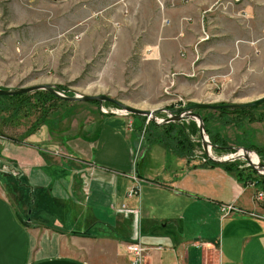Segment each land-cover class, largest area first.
<instances>
[{
	"label": "rangeland",
	"instance_id": "1",
	"mask_svg": "<svg viewBox=\"0 0 264 264\" xmlns=\"http://www.w3.org/2000/svg\"><path fill=\"white\" fill-rule=\"evenodd\" d=\"M169 2L172 1L0 0V87L50 83L65 95L101 93L131 106L155 110L152 118L144 115L138 118L109 101L65 98L49 99V106L41 108V100L48 99L41 89L32 90L25 97L0 98V136L22 141L31 127L44 121H49L55 129H65L73 118L115 114L126 120L132 148L137 154L133 162L139 167L151 170L157 164L173 162L172 155L168 157L165 147L158 143L160 140H170L167 142L186 153L188 160L202 163L208 158L197 121L188 116L173 118L168 109L204 102L217 106L190 110L201 118L211 144L207 146L210 155L229 156L234 148L243 146L264 162V117H259L264 110V82L259 76L254 80L253 75L241 72L250 58L235 61L230 58L239 42H246L255 34L260 36L259 26L264 25L259 22V14L264 5L259 3L264 0ZM245 12L247 17L240 16ZM261 19L264 21V17ZM161 35L165 37L162 42ZM261 36L264 38V28ZM244 49L255 53V57L259 52L254 47L251 51L248 46ZM253 59L258 67L260 60ZM261 96L262 99L252 104L256 106L250 107L253 119H237L229 112L228 108L241 106L232 104ZM219 108L223 112L220 115ZM209 134L218 135L224 144L215 148ZM175 140L179 142L174 143ZM233 160L249 177L259 175L248 168L242 156ZM0 168V178L7 181L10 170ZM251 180H247L252 185L248 190H253V198L264 209V187H257ZM143 192L144 199H155L147 206L150 213L167 217L165 228L207 232L214 226L216 217L212 215L217 214L212 208L179 198L171 202L170 195L174 192L168 186ZM175 207L181 216L177 225L170 218ZM22 212L25 218L29 216L26 209ZM203 217L206 223L202 222Z\"/></svg>",
	"mask_w": 264,
	"mask_h": 264
},
{
	"label": "crops",
	"instance_id": "2",
	"mask_svg": "<svg viewBox=\"0 0 264 264\" xmlns=\"http://www.w3.org/2000/svg\"><path fill=\"white\" fill-rule=\"evenodd\" d=\"M262 28L249 44L235 45L230 58H250L241 72L264 82ZM247 46L259 51L260 58ZM252 58L260 60L258 67ZM86 117L52 132L40 123L22 141L0 136V166L10 170L7 181L0 178V264H133L124 246L133 237L146 246L147 264H264V209L248 190L252 185L242 184L220 165L188 160L167 149L173 162L151 170L139 167L123 116ZM133 170L139 179L134 198L125 195ZM166 186L174 192L171 202L179 198L212 208L217 214L212 215L213 228H165L167 217L147 207L155 199L142 194ZM227 202L240 209L225 213L220 204ZM122 204L136 212H126ZM176 210L170 218L177 225L181 216Z\"/></svg>",
	"mask_w": 264,
	"mask_h": 264
},
{
	"label": "water",
	"instance_id": "3",
	"mask_svg": "<svg viewBox=\"0 0 264 264\" xmlns=\"http://www.w3.org/2000/svg\"><path fill=\"white\" fill-rule=\"evenodd\" d=\"M35 89H45L49 92H51L52 94H54L55 96L61 97V98H65V99H70V100H81V101H97V102H102V101H109L114 103L117 107H119V109L121 111H124L125 113H133V114H138V115H145L147 117H153L155 110L154 109H150V110H146V109H142V108H138L135 106H131L128 104H125L123 102H121L120 100H117L115 98H112L108 95L105 94H101V93H94V94H84V93H80V94H73V95H65L63 93H61L53 84L50 83H38V84H32V85H28V86H17L14 88H3L0 87V94H4V95H12L15 93H22V92H29ZM260 99H262V96L255 99V100H251L245 103H240V104H232V105H241V106H246V105H252L254 103H256L257 101H259ZM217 106L216 104H208V103H204V102H194L192 104L186 105L184 107H176L173 109H168L170 112H172V116L173 118H179L182 116H188L191 117L193 119H195L197 121L198 127H199V135H200V140L202 143V147L204 152L206 153V157L208 159H211L213 161H226V160H233L234 158H238L239 156H242L246 161L247 164L253 168L254 170H256L259 174H264V162L259 161L258 159L255 161H252L251 158L249 157V150L243 146H239L234 148V152L232 154H229V156H224V157H215V156H211L207 146L211 145L206 137V134L202 128V121L200 116L190 110V108L193 107H215ZM175 111H179L178 113H175ZM111 112V111H110ZM166 121L169 120L168 117L164 118ZM136 172V171H135Z\"/></svg>",
	"mask_w": 264,
	"mask_h": 264
},
{
	"label": "trees",
	"instance_id": "4",
	"mask_svg": "<svg viewBox=\"0 0 264 264\" xmlns=\"http://www.w3.org/2000/svg\"><path fill=\"white\" fill-rule=\"evenodd\" d=\"M35 91L39 92L40 89L33 90V92H35ZM41 92L43 93L44 97L46 99H48L47 101L41 100V102H43V103H41V108H44V107H48L49 106V104H50L49 99L60 100V101L65 100L63 98H60L58 96H55L54 94H52L51 92H49L47 90L41 89ZM27 93H29V92L15 93V94H12V95L0 94V98L1 97H13V96L14 97H22V96L25 97L27 95ZM93 102H97V101H93ZM45 103L47 104V106H45ZM27 104H28V102H27ZM30 106L33 107V108H35L34 107V104H31ZM254 106H256V105H251V106H238V107L236 106V107H230L228 109H229V112L232 113V114H234V117L237 118V119L242 118V117H247L248 119H253L254 116L250 113V107L252 108ZM217 111H218L219 115L221 113H223L222 112V109H220V108L217 109ZM226 113H227V111H226ZM260 113H261V115H259V117L262 119L264 117V110H262ZM134 116H136L138 118H142L145 115L143 116V115L136 114ZM203 119H204V122H205L206 119H207V117L206 118H203ZM43 123L47 126L49 132L50 131L51 132L53 131V128L54 127H52V125H50L51 123L49 121H46V122L44 121ZM36 125H34L33 127H31V129H29V132L32 129H34L36 127ZM171 125H172L171 122L168 123V126L169 127H171ZM205 130H206V132H209L210 133V130L208 129V127L206 125H205ZM209 137H210L211 142L216 143V144H213V146L215 148L216 147H219L217 145L224 144L223 139L220 138L218 135L209 134ZM167 141H170V140H160L158 143L161 144L162 146H164L165 149L172 151L174 154H177V155L185 156L186 157V155H185L186 153L180 152L179 150H177L176 147L173 146L172 142L171 143L170 142L168 143ZM177 142H179V141H177V140L174 141V143H177ZM202 164H211V165L217 164V165H220L223 169H225L227 172H229L231 175H233L235 177V179L238 180V181H240L242 184H247L248 183L247 180L250 178V179H252L251 182H253V184H256L257 187H259V188H263L264 187V174H259L257 176L249 177L248 174H245L244 173V171H243L244 168L241 167V166L240 167L238 166V162L236 160H226V161H220L219 162V161H213L211 159H206L205 161L202 162ZM248 168L250 170H253V168H251L249 165H248Z\"/></svg>",
	"mask_w": 264,
	"mask_h": 264
},
{
	"label": "built area",
	"instance_id": "5",
	"mask_svg": "<svg viewBox=\"0 0 264 264\" xmlns=\"http://www.w3.org/2000/svg\"><path fill=\"white\" fill-rule=\"evenodd\" d=\"M184 1V0H183ZM129 177L132 180V184L131 186H129L126 189L125 195L126 196H132L134 194H138L139 192V182H138V177L135 173V171H131L129 172ZM258 197H260V195H257ZM121 207H123V209L126 212H132L135 213L136 211L133 208H127L124 207V205L122 204ZM220 208L225 212H230V211H234L237 210L238 208L231 202H227V203H221L220 204ZM125 246V250L128 252V254H130V262L133 264H147L145 259H144V251L146 249V246L143 245L138 238L133 237L130 240H128L127 242H125L124 244ZM156 248H159L160 245H156ZM203 264H216L212 261H206Z\"/></svg>",
	"mask_w": 264,
	"mask_h": 264
},
{
	"label": "bare ground",
	"instance_id": "6",
	"mask_svg": "<svg viewBox=\"0 0 264 264\" xmlns=\"http://www.w3.org/2000/svg\"><path fill=\"white\" fill-rule=\"evenodd\" d=\"M209 153H211V152L209 151ZM249 156H250L252 161L257 160V155H255L252 151H249Z\"/></svg>",
	"mask_w": 264,
	"mask_h": 264
}]
</instances>
